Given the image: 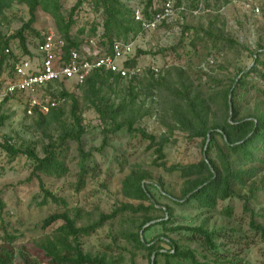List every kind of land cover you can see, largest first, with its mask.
I'll list each match as a JSON object with an SVG mask.
<instances>
[{
    "label": "trees",
    "instance_id": "1",
    "mask_svg": "<svg viewBox=\"0 0 264 264\" xmlns=\"http://www.w3.org/2000/svg\"><path fill=\"white\" fill-rule=\"evenodd\" d=\"M165 0H145L143 14L150 16V9L157 11ZM227 3L229 0H223ZM13 4H23L27 8L28 19L14 34L6 36L0 29V73L4 65L9 69L8 74L13 77L12 67L15 63L24 59L23 56L33 58L34 54L28 49L26 31H31L41 40V32L33 30L32 25L36 22L37 11H43L51 16L54 21L55 31L64 40L63 54L68 56L69 50L80 49L83 43L84 34L87 37H94L101 46L108 48L113 40L130 41L143 32L141 23L133 16L132 7L127 6L122 0H74L70 6L64 7V0H0V22H5V11ZM175 5L184 4L174 0ZM198 4L193 0L191 9ZM185 6V5H184ZM206 6V4H205ZM186 7V6H185ZM88 9V10H87ZM89 12L94 13L93 19L89 18ZM82 22V24H79ZM189 26H183L180 34V41L186 39L185 31ZM196 33L190 43L194 46L196 41L210 42L213 47L223 42L229 49L239 45L247 50L252 57V65L236 68L229 83L222 88L209 92L194 88L191 83L181 78V70L176 78L172 72L167 71L165 76L154 79L150 71L145 85L137 82L123 81L111 71H93L79 87L80 98L75 97L64 88H57L54 83L48 88H55L51 91L58 100H64L61 106L51 108L46 114L34 111L31 114V121L27 129L32 133L39 134V143L25 144L23 140L16 142L10 136H4L0 140V147L10 158L18 155L26 157L31 168L25 182L36 179L38 190L42 193L40 205L49 202L58 205V209L51 211L42 221L40 227L46 229L53 223L61 221L62 224L54 229L50 236H46L40 242V248L50 264H118L123 261L122 254L113 258L107 253L91 254L85 252L80 246V238L93 234L107 221L124 215H131L126 221L127 226L120 230L119 235L125 239L133 249L146 252L148 264L151 262V255L154 254L153 264H210L206 260L196 258V253L187 245L181 244L179 240L169 237V233L177 235H188L186 240L200 241L206 251L217 255L216 244L210 231L202 226L174 225L170 226L172 208L164 205L159 208L150 190V186L163 194L161 183H153L151 176L141 168H135L122 180L121 194L125 198L146 201L143 203H120L109 213L99 212L91 222L82 223L80 210L83 208L69 207L65 198L57 196L46 187L42 176L62 178L69 173L66 152L69 143L76 144V165L75 182L71 184L74 192L78 193L84 188L88 177L93 178L99 175L101 170L94 158L92 151H85L82 145V136L85 132L82 110L92 108L100 122L105 124L103 137L99 148L94 151L101 152L107 145V137L110 133L125 129L128 133L139 134L141 138L149 142V147H154V164L161 167L165 172H178L183 178L180 188V198L175 204H188L191 201L204 209H214L220 202L228 199L238 198L247 209L248 202L253 197L256 187L251 182L248 188V195L240 196L235 192L234 185L245 186L255 177L256 168L233 167L232 160L252 164L261 161L258 154L264 152V109L257 106L252 112L240 116L241 106L239 101L243 100L245 94L254 89L258 96L264 97V46L258 44L255 49L249 50L244 44L237 41L225 31L224 19L218 13L210 16L206 24H199ZM202 33V34H201ZM86 37V38H87ZM12 39L18 40L21 54L18 56L12 53L9 45ZM38 41V42H39ZM174 47L158 49L163 53ZM8 49V52L5 50ZM142 50L129 59L126 66H135ZM22 57V58H21ZM259 82V85L256 83ZM109 90L119 95V101L115 102L106 96L104 90ZM159 97V111L161 122L166 131L156 137L139 126L138 122L150 116L152 110L145 106L143 101L138 99L143 95L147 98ZM11 97H5L1 102H6ZM69 101V109L66 111L63 105ZM258 101V100H257ZM25 111V109H24ZM8 115L0 113V128L4 125ZM175 130L186 134L189 140L199 139L201 143L202 157L196 163H176L166 166L164 162L157 163V160L164 158L163 147L171 141ZM219 138V140H218ZM208 139V143L206 141ZM206 145V147H205ZM38 147V148H37ZM41 156L38 154V150ZM215 152V157L211 153ZM264 188V185L263 187ZM0 207L2 204L0 202ZM249 226L264 241V226L254 219L252 210ZM161 212V216L156 213ZM222 212L230 215L231 207L224 206ZM154 225L162 226L163 233L154 236L150 240L145 239V233ZM1 239L12 241L13 237L5 231ZM162 244L168 245L165 250ZM11 253L7 250L0 253V264H10ZM217 261V258L215 259Z\"/></svg>",
    "mask_w": 264,
    "mask_h": 264
},
{
    "label": "rangeland",
    "instance_id": "2",
    "mask_svg": "<svg viewBox=\"0 0 264 264\" xmlns=\"http://www.w3.org/2000/svg\"><path fill=\"white\" fill-rule=\"evenodd\" d=\"M74 0H64V7L70 6ZM127 6H143L145 0H122ZM186 6V12L180 14L175 20L166 22L154 30L143 31L135 39L134 51L142 50L137 60V64L144 66L155 65L161 68V74L154 79L165 76L167 71H173L172 76L176 78L178 72L172 68H178L181 72V78L191 83L194 88H200L202 91L209 92L214 89L225 87L238 67L251 66L252 57L247 50L236 45L229 49L223 42H219L213 47L210 42L196 41L193 46L190 41L198 33L196 30L199 24H206L210 16L218 13L224 19L225 31L228 32L238 44H244L249 50L255 49L258 44L264 46V0H259L260 14L251 16L248 9L241 8L238 4L231 3L230 0L225 3L223 0H204V7L199 14L191 13L193 0H179ZM206 4V6H205ZM88 10V9H87ZM36 22L32 28L36 32H42L48 29L55 30L54 21L50 15L43 11H37ZM27 8L23 4H13L5 11V22H0V29L6 35H12L28 19ZM89 18L95 17L94 13L89 12ZM82 24V22H79ZM183 26H189L185 31L186 39L180 41V34ZM26 40L28 49L32 54L39 38L31 31H26ZM202 34V33H201ZM87 37L84 34L83 39ZM174 47L163 53H158V49ZM9 49L12 53L20 55L18 40L12 39ZM29 58L28 56H23ZM22 58V57H21ZM34 60L33 58H29ZM264 59V57H263ZM212 60V62H210ZM9 69L6 65L2 67L0 73V89L10 80ZM149 75L139 79L141 85H145ZM126 84L123 82V85ZM259 85V82L256 83ZM57 86V85H56ZM53 86L52 89H54ZM57 88H64L75 97L80 98L81 91L74 86L71 81H66ZM106 96L118 102L119 95L104 90ZM258 100V101H257ZM0 113L8 115L4 125L0 128V140L4 136H10L14 141L23 140L25 144L33 142L39 143V134L32 133L27 129L31 116L24 111L25 99L23 96H13L6 102H1ZM64 101V100H63ZM60 100L58 106L63 104ZM143 101L145 106L152 110L150 116H147L138 122L139 126L146 132L159 137L166 131V127L161 122L159 111V97L157 94L147 98L141 96L138 99ZM258 102V103H257ZM69 101L67 100L63 108L68 111ZM259 106L264 109V97L258 96L251 90L245 94L243 100L239 101L241 106L240 116L252 112L253 108ZM82 110L83 124L85 132L82 136V145L85 151H92L99 167L100 174L93 178L88 177L83 189L78 193L74 192L71 184L75 182L76 165V144L69 143L66 152L67 165L69 166L68 175L62 178H53L42 176L47 188L53 191L57 196L66 199L69 207L83 208L80 210L82 223L93 221L99 212L109 213L120 203H132L134 205L146 201L125 198L121 194L122 180L135 168L145 170L153 183H161L163 194L150 186V190L155 200L159 203V208L167 205L172 208V218L170 226H202L212 233L213 241L216 244L217 255L210 253L201 246L200 241H188L192 235H177L169 233V237L177 239L181 244L187 245L196 253V258L206 260L210 264H264V241L249 226L252 210L256 222L264 226V152L258 154L261 161H255L252 164L241 163L232 160L233 167L256 168L255 177L247 185H234L235 192L240 196L248 195V188L251 182H255L256 187L253 197L250 199L245 210L241 199L233 198L220 202L214 209H204L199 207L196 202L191 201L188 204H175L179 199L180 188L183 178L178 172L168 173L161 167L154 164V147H149V142L136 133H128L125 129L115 133L108 134L107 145L101 152L94 151L99 148L105 124L100 122L96 112L92 108ZM171 141L163 147L164 158L157 163L164 162L166 166L176 163L189 164L196 163L201 159V143L199 139L189 140L186 134L175 130L170 137ZM219 140V138H218ZM38 148V147H37ZM38 154L41 156L39 149ZM215 157V152L210 155ZM31 165L23 155L10 158L0 147V253L7 250L11 253L10 264H50L49 258L45 256L40 248V242L46 236H50L54 229L62 222L59 220L46 229L40 227L41 221L53 210L58 209V205L49 202L40 205L42 193L38 190V182L32 179L25 182V178L30 172ZM231 207L230 215L222 212L224 206ZM161 216L162 213H156ZM131 215L116 217L112 221H107L102 227L93 234L80 238V246L83 251L91 254L107 253L113 258L122 254L123 261L118 264H148V258L145 251L133 249L132 246L119 235L120 230L126 228L131 219ZM13 237L12 241L1 239L3 232ZM162 226L154 225L146 233L145 239L150 240L154 236L163 233ZM165 250L168 245L162 244ZM203 256H206L205 258ZM217 258V261L215 259ZM159 264H163L160 259Z\"/></svg>",
    "mask_w": 264,
    "mask_h": 264
},
{
    "label": "built area",
    "instance_id": "3",
    "mask_svg": "<svg viewBox=\"0 0 264 264\" xmlns=\"http://www.w3.org/2000/svg\"><path fill=\"white\" fill-rule=\"evenodd\" d=\"M204 0L191 13L199 14L204 7ZM241 8L248 9L251 16L260 14L259 0H230ZM143 6L132 8L134 19L141 23L143 31L154 30L158 26L175 20L186 12L184 4L175 5L174 0H165L157 11L149 10L150 16L145 17ZM136 39L124 41L113 40L108 48L101 46L96 38L87 37L83 40L80 49L69 50L64 56V40L55 30L48 29L41 32V40L37 43L34 60L24 58L12 67L13 77L0 89V99L5 97L23 96L25 99V113L31 115L34 111L46 114L55 108L60 100L51 95L49 85L60 86L71 81L79 88L91 72L111 71L123 82L141 79L147 71L155 77L161 74V68L155 65L126 66L132 57ZM8 52V49L5 50ZM212 62V60H210Z\"/></svg>",
    "mask_w": 264,
    "mask_h": 264
},
{
    "label": "water",
    "instance_id": "4",
    "mask_svg": "<svg viewBox=\"0 0 264 264\" xmlns=\"http://www.w3.org/2000/svg\"><path fill=\"white\" fill-rule=\"evenodd\" d=\"M250 67V66H249ZM249 67H247L246 69H245V71L249 68ZM208 143V139H207V141H206V144ZM205 147H206V145H205ZM153 260H154V254H152L151 255V262H150V264H153Z\"/></svg>",
    "mask_w": 264,
    "mask_h": 264
}]
</instances>
